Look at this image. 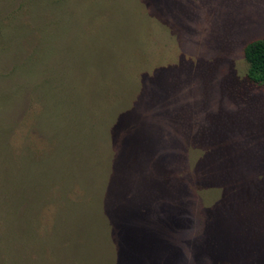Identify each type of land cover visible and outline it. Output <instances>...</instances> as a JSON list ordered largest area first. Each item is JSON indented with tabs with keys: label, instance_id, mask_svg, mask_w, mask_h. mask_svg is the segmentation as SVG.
Returning <instances> with one entry per match:
<instances>
[{
	"label": "rangeland",
	"instance_id": "374dc122",
	"mask_svg": "<svg viewBox=\"0 0 264 264\" xmlns=\"http://www.w3.org/2000/svg\"><path fill=\"white\" fill-rule=\"evenodd\" d=\"M264 0H0V264H264Z\"/></svg>",
	"mask_w": 264,
	"mask_h": 264
},
{
	"label": "trees",
	"instance_id": "16d2710c",
	"mask_svg": "<svg viewBox=\"0 0 264 264\" xmlns=\"http://www.w3.org/2000/svg\"><path fill=\"white\" fill-rule=\"evenodd\" d=\"M243 57L248 65L247 77L256 85H264V39L247 43Z\"/></svg>",
	"mask_w": 264,
	"mask_h": 264
}]
</instances>
